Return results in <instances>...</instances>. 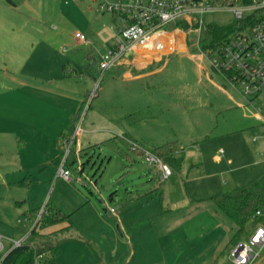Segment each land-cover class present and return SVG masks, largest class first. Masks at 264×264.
<instances>
[{
    "label": "rangeland",
    "instance_id": "1",
    "mask_svg": "<svg viewBox=\"0 0 264 264\" xmlns=\"http://www.w3.org/2000/svg\"><path fill=\"white\" fill-rule=\"evenodd\" d=\"M99 1L33 0L32 5L41 6L36 13L46 14L42 28L51 38L24 44L22 58L15 61L24 74L0 75V256L9 238L28 228L24 211L49 201L69 216L68 232L62 235L79 237L57 245L54 264H201L210 257L214 264H232L228 250H216L236 227L224 213L218 211L219 228L202 231L196 225L190 240L177 233L167 238L166 217L158 213L182 195L201 200L202 208L214 206L211 195L247 185L264 173V136L253 109L194 44L185 53L151 62L149 77L119 78L114 68L107 69L89 99L98 70L86 56L98 59L114 45L112 18L99 10ZM202 20L227 25L234 17L227 9L205 13ZM75 31L88 42H76ZM175 34L171 40L180 37L179 31ZM124 131L148 147L177 140L187 156L198 155L202 164L187 176L171 168L159 182L155 166L130 143L145 148L126 140ZM10 132L18 139L7 138ZM66 150L70 182L55 178ZM130 197L133 203L124 207ZM142 204L155 215L135 219L133 210L137 207L138 216ZM122 212L128 214L123 213L120 230ZM252 228L248 225L245 232ZM47 230L42 238L58 242L59 236ZM162 246L166 257L158 249Z\"/></svg>",
    "mask_w": 264,
    "mask_h": 264
},
{
    "label": "built area",
    "instance_id": "2",
    "mask_svg": "<svg viewBox=\"0 0 264 264\" xmlns=\"http://www.w3.org/2000/svg\"><path fill=\"white\" fill-rule=\"evenodd\" d=\"M229 1V4L223 5L207 0H100L99 10L116 14L119 24L113 27L114 45L94 59L98 79L89 99L96 95L99 80L107 69L118 66L136 52L164 54L171 40V32L181 30L192 37L194 45L208 59L213 71L234 87L253 109L264 136V16L225 36L212 48L202 49L199 45L208 25L202 20L205 13L228 9L234 20H241L254 10H264V0H249L246 5L242 4V0ZM73 37L81 43L88 42L82 32L75 31ZM130 144L132 149L136 148ZM142 152L146 161L158 169L160 180L171 174V167L162 159L148 149ZM67 156L68 150L61 159L56 175L69 181L70 170L64 168ZM42 211L43 208L34 218L26 215L22 218L30 224V230ZM255 214L261 215V212L257 210ZM17 221L20 222V219ZM29 231L20 238H9L10 248L19 246ZM3 239L0 235V251L3 249ZM44 255V252L36 253L33 264H42ZM229 258L232 264L264 261V225H256L245 238L236 241L229 250Z\"/></svg>",
    "mask_w": 264,
    "mask_h": 264
},
{
    "label": "crops",
    "instance_id": "3",
    "mask_svg": "<svg viewBox=\"0 0 264 264\" xmlns=\"http://www.w3.org/2000/svg\"><path fill=\"white\" fill-rule=\"evenodd\" d=\"M32 1L33 0H0V75L1 76L6 77V75L24 74L21 64H19L18 62L15 63L16 60H20V58H22L23 51H24V44L26 42L28 43V45L33 44L34 42L41 43L51 38L50 34L47 33V30L42 28L43 27L42 24L45 23L43 19L46 16V14H43V15L37 14L36 13L37 11H41V6L32 5L31 4ZM110 16L112 18L111 19L112 23L109 24V29H111L112 36H113V27L119 24V18L116 14H110ZM26 27H28L29 29H26ZM177 31H179L180 37L178 38L176 37V39L170 40L169 46L167 47V50L164 52V54L136 52L132 54L131 56H129L128 58H125L123 61L119 63L118 66L112 69L114 76H117L119 78H132V77L135 78L134 77L135 75H137L136 77H142V78L149 77L151 75V71L149 69L151 67L150 65L151 62H153L154 64L157 62H160L164 57H167L173 53L174 54L175 53H185L188 50L189 44H194V41L192 40L191 42L192 37L185 35L181 30H175L171 32L172 35L176 36L175 33H177ZM76 42L81 43L77 40ZM64 50H68V49L64 48ZM86 57H88L89 60H91L89 65L94 64L93 56L88 54V56ZM88 67L89 66H86L87 69ZM14 87L15 86H12V88ZM16 87L18 91H22L24 88V85L19 84V86H16ZM9 89H11V86L9 87ZM258 127H260L259 124H258ZM261 132H262V129H261ZM8 135H10V137ZM122 136L129 142L130 140H134V141L136 140L145 149H148V150L149 148L158 146V145H151V147H148V145H146V143H144L142 140H140L139 138L135 136L130 135L129 133L125 131L122 132ZM6 137L7 138L15 137L16 139H18V137L12 132H10L9 134H6ZM254 138L256 139V136H254ZM173 141H176V146H177V150L175 151V156L182 155L183 157L181 168L177 171L178 172L185 171L186 172L185 174L187 176L191 170L197 169L198 167H200V165L202 164L201 159L198 155L193 156L190 153H187V154H190L189 156H187L184 151V147L180 146L177 143V140H173ZM219 150L220 149H218L215 152V156H214L215 159H219V152H220ZM154 171L156 174H158V177H159V171L156 168V166H155ZM190 176L196 177L200 175L191 174ZM55 178H59V176L55 174ZM70 181L72 180L70 179L68 182ZM160 181H163V180H160V177H159V182ZM213 195L209 197L210 200ZM133 200H134V197H130L126 199L122 203V205L126 207L132 204ZM45 203L46 201L44 202V204ZM168 203H169V206L166 209H164L162 212L160 211L158 213L166 217L164 218L166 219L164 220V223L166 225V231L164 232L167 233V238H169L170 236H171L170 238H172V235L177 233L181 235L182 237H184L185 239L190 240L191 239L190 236H192V233L196 231L197 226H198V229L202 231L219 228L221 226V219H220L221 216L219 214V212L221 211L215 206V204L214 206H210V207L204 206L202 208L201 200L196 202L192 198L185 196V195H182L181 197L176 198L173 201L168 200ZM44 204L42 203V206H40V208H37V209L28 208L25 211L27 210H38L39 211L44 207ZM136 209L137 207L135 208V210H133L135 219L139 218V220L141 219L146 220L147 218H149L150 215L151 216L155 215L154 211H151V213L147 212V207L144 206V204H142L141 206H138V210H139L137 213L138 216L136 215ZM123 213L124 212H122L118 218V221L121 226L120 230L124 229L123 223H122ZM124 214L127 215L128 212H125ZM197 218L199 219L200 223L199 222L194 223L195 219ZM187 219H191L192 221H187ZM203 224H205V227H203ZM65 226H66V223H61L57 226L49 227L47 230L48 232H46L50 234L51 233L53 234L55 232L54 234L59 236V241L56 242L55 248L60 242L68 238L79 239V237L77 236L72 237L73 235L71 233L67 237L63 236L62 232H68V229H69V227H65ZM222 228H224L223 225H222ZM59 229L61 230L57 231ZM29 230H30V224L28 225V228L26 229V231L22 233L20 236L18 237L12 236L11 238L13 239L20 238L22 235L26 234ZM225 231L227 232V228ZM233 233L234 231L230 234L229 239H226L228 241H226L224 247H222L223 243H221L222 242L221 241L217 244L216 250L218 251L228 250V253H229L230 248L234 244L231 241ZM225 238H227V235L225 236ZM158 249L160 250L161 256L166 257V254L164 253L165 246H162V248L158 247ZM9 250H10V245L8 249L4 251L3 254L0 256V259L3 258V256ZM228 257H229V254H228ZM214 262H215V258L211 259L210 257L209 261L208 260L205 261V259H203L201 261V264H214ZM260 262L261 261L256 262L255 264H260ZM83 264H97V261L92 262V263H83Z\"/></svg>",
    "mask_w": 264,
    "mask_h": 264
},
{
    "label": "trees",
    "instance_id": "4",
    "mask_svg": "<svg viewBox=\"0 0 264 264\" xmlns=\"http://www.w3.org/2000/svg\"><path fill=\"white\" fill-rule=\"evenodd\" d=\"M207 1L223 5L229 4L230 2L229 0ZM233 1L238 2V0ZM262 16H264V10H254L243 19L233 20L227 25L209 23L205 30V36L199 45L202 49L212 48L225 36L243 29L255 19ZM83 103L81 102L79 106L81 110ZM141 148L144 147L141 145ZM134 150L138 154L142 153L137 148ZM176 150V141H167L151 148L153 154L173 169L179 170L183 162V157L182 155L175 156ZM211 200L236 226L231 238L232 243H235L241 238H245L249 233L245 232V228L248 225H251L253 228L259 224L264 225V173L247 185L238 186L230 191L213 195ZM257 210L261 212V215L255 214ZM37 213L38 210H27L24 212L29 218H34ZM61 223H66L65 227L70 226L68 214L59 206L46 201L39 219L31 228L26 238L19 246L9 250L1 259L0 264H33L35 254L40 252H44L45 254L42 259V264H54V248L56 243H51L42 237L44 236V231L49 227L57 226ZM260 264H264V261H261Z\"/></svg>",
    "mask_w": 264,
    "mask_h": 264
},
{
    "label": "water",
    "instance_id": "5",
    "mask_svg": "<svg viewBox=\"0 0 264 264\" xmlns=\"http://www.w3.org/2000/svg\"><path fill=\"white\" fill-rule=\"evenodd\" d=\"M12 248H10V250H11Z\"/></svg>",
    "mask_w": 264,
    "mask_h": 264
}]
</instances>
